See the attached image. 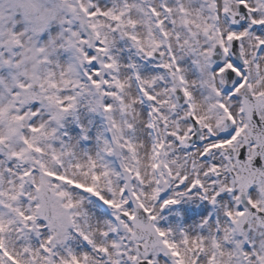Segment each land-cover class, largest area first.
I'll use <instances>...</instances> for the list:
<instances>
[{
  "label": "snow or ice",
  "instance_id": "6c2138e0",
  "mask_svg": "<svg viewBox=\"0 0 264 264\" xmlns=\"http://www.w3.org/2000/svg\"><path fill=\"white\" fill-rule=\"evenodd\" d=\"M0 264H264V0H0Z\"/></svg>",
  "mask_w": 264,
  "mask_h": 264
}]
</instances>
